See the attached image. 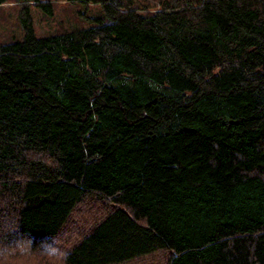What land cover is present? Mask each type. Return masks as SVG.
<instances>
[{"label": "trees", "instance_id": "16d2710c", "mask_svg": "<svg viewBox=\"0 0 264 264\" xmlns=\"http://www.w3.org/2000/svg\"><path fill=\"white\" fill-rule=\"evenodd\" d=\"M12 2L0 264H264V0Z\"/></svg>", "mask_w": 264, "mask_h": 264}, {"label": "rangeland", "instance_id": "374dc122", "mask_svg": "<svg viewBox=\"0 0 264 264\" xmlns=\"http://www.w3.org/2000/svg\"><path fill=\"white\" fill-rule=\"evenodd\" d=\"M63 5V6H62ZM58 6L55 11V14L52 18H47L44 14L39 12L36 9L31 11V15L34 22L35 31L38 35H48L57 33L65 30H72L77 28H82L87 26V22L84 20L80 21L74 18L71 7L68 6L69 9L63 8L66 5L64 2ZM14 3H8L4 6L2 10H0V38L5 41H9L13 38L14 35L20 36V32L18 30V24L15 19L17 10L13 9ZM95 8L89 7L88 14H94L96 10ZM13 13V19L16 27H12L8 24V20L6 15ZM4 20L6 22L4 23ZM13 21V20H12Z\"/></svg>", "mask_w": 264, "mask_h": 264}, {"label": "clouds", "instance_id": "9594fccd", "mask_svg": "<svg viewBox=\"0 0 264 264\" xmlns=\"http://www.w3.org/2000/svg\"><path fill=\"white\" fill-rule=\"evenodd\" d=\"M30 243V242H29ZM44 254L50 258H60L62 261H66L67 259V252L61 251L58 247L53 245H48L44 243L42 245Z\"/></svg>", "mask_w": 264, "mask_h": 264}]
</instances>
